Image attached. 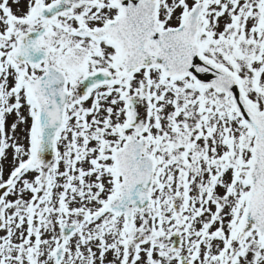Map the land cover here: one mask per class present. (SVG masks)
Returning a JSON list of instances; mask_svg holds the SVG:
<instances>
[{"label": "snow or ice", "instance_id": "obj_1", "mask_svg": "<svg viewBox=\"0 0 264 264\" xmlns=\"http://www.w3.org/2000/svg\"><path fill=\"white\" fill-rule=\"evenodd\" d=\"M0 264H264V0H0Z\"/></svg>", "mask_w": 264, "mask_h": 264}]
</instances>
